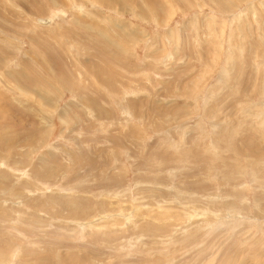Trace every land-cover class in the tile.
<instances>
[{"label": "rangeland", "instance_id": "rangeland-1", "mask_svg": "<svg viewBox=\"0 0 264 264\" xmlns=\"http://www.w3.org/2000/svg\"><path fill=\"white\" fill-rule=\"evenodd\" d=\"M0 264H264V0H0Z\"/></svg>", "mask_w": 264, "mask_h": 264}]
</instances>
